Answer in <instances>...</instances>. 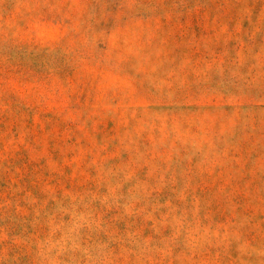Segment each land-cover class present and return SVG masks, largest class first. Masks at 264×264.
<instances>
[{
	"label": "rangeland",
	"instance_id": "obj_1",
	"mask_svg": "<svg viewBox=\"0 0 264 264\" xmlns=\"http://www.w3.org/2000/svg\"><path fill=\"white\" fill-rule=\"evenodd\" d=\"M0 264H264V0H0Z\"/></svg>",
	"mask_w": 264,
	"mask_h": 264
}]
</instances>
